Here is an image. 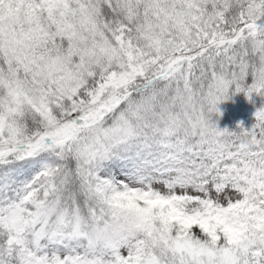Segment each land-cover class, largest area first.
Returning <instances> with one entry per match:
<instances>
[{
	"label": "snow or ice",
	"instance_id": "6c2138e0",
	"mask_svg": "<svg viewBox=\"0 0 264 264\" xmlns=\"http://www.w3.org/2000/svg\"><path fill=\"white\" fill-rule=\"evenodd\" d=\"M264 0H0V264H264Z\"/></svg>",
	"mask_w": 264,
	"mask_h": 264
},
{
	"label": "trees",
	"instance_id": "16d2710c",
	"mask_svg": "<svg viewBox=\"0 0 264 264\" xmlns=\"http://www.w3.org/2000/svg\"><path fill=\"white\" fill-rule=\"evenodd\" d=\"M255 103L250 101L244 92L232 94L230 99L221 102L218 107L221 114H213L212 120L220 128H235L238 123L242 122L245 127H250L255 121L256 108L264 103V97H253ZM250 114H248V112ZM253 112V113H252Z\"/></svg>",
	"mask_w": 264,
	"mask_h": 264
},
{
	"label": "rangeland",
	"instance_id": "374dc122",
	"mask_svg": "<svg viewBox=\"0 0 264 264\" xmlns=\"http://www.w3.org/2000/svg\"><path fill=\"white\" fill-rule=\"evenodd\" d=\"M248 112V111H247ZM248 114H250L249 112H248Z\"/></svg>",
	"mask_w": 264,
	"mask_h": 264
}]
</instances>
